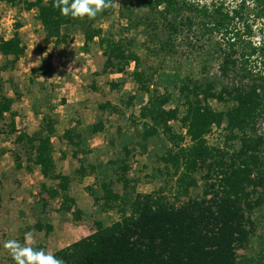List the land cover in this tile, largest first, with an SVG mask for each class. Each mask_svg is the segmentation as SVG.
Segmentation results:
<instances>
[{
	"label": "trees",
	"instance_id": "1",
	"mask_svg": "<svg viewBox=\"0 0 264 264\" xmlns=\"http://www.w3.org/2000/svg\"><path fill=\"white\" fill-rule=\"evenodd\" d=\"M54 2L35 0L31 5L37 6L38 20L47 36L58 41L62 25L88 16L62 15ZM73 2L68 0L69 8ZM144 6L145 14L135 24L130 19L129 24H144L147 41L136 44L131 37H101L103 71L112 68L123 73L134 62L136 69L131 74L134 82L140 83L144 70L138 49L149 57L183 54L198 60V75L187 73L175 86L178 100L173 107H166L169 92L149 94L139 110V116L147 121L139 125V135L146 142L162 133L177 145L173 160L183 159L190 172L201 171L203 191L200 196L188 194L178 201L152 192L132 194L127 191L129 180L124 174L128 167L122 164L118 178L124 189L121 196L106 180L101 183L106 202L120 199L121 218L105 226L97 222L94 231L53 254L64 264H242L237 251L249 239V213L264 205V132L258 133V126L264 124V38L253 39V22L264 21V0H145ZM84 36L87 43L100 33L89 26ZM23 51L16 34L0 38V52L12 56L11 61ZM214 64L217 74L212 72ZM156 71L154 68L152 75ZM139 89L148 91L143 82ZM213 100L224 102L226 107L214 108ZM11 105L12 98L0 97V118ZM171 121H178L184 133L176 132ZM223 122L228 131L224 145L210 144L208 134ZM102 128L98 122L91 131ZM41 129L17 138L32 148V162L42 176L59 181L57 187L66 190L69 177L55 172L53 122ZM44 129L46 135L42 134ZM185 137L188 143L182 146ZM62 138L74 147V155L82 151L84 138L75 127L67 128ZM234 140L239 142L237 147ZM5 151L0 150V154ZM84 168L81 163L77 172L82 175ZM188 178L186 195L196 183L194 176ZM42 226L36 225L39 230ZM51 228L46 225V232ZM31 247L37 251L42 248Z\"/></svg>",
	"mask_w": 264,
	"mask_h": 264
},
{
	"label": "rangeland",
	"instance_id": "2",
	"mask_svg": "<svg viewBox=\"0 0 264 264\" xmlns=\"http://www.w3.org/2000/svg\"><path fill=\"white\" fill-rule=\"evenodd\" d=\"M34 1L0 0V38L16 34L24 49L14 61L0 52V97L12 98L10 110L0 118V150H6L0 154V264H16L5 247L9 241L21 246L40 245V250L53 253L94 231L97 222L105 226L119 220L121 201L106 202L101 183L106 180L121 196L124 189L118 178L122 164L128 167L124 174L129 180L127 191L132 194L152 192L178 201L188 194L200 196L204 187L201 171L190 172L183 159L173 160L177 145L166 136L158 133L145 142L139 135V125L147 122L139 116V110L149 94L169 92L171 99L166 107H173L178 100L175 86L187 73L198 75V60L183 54L165 59L149 57L138 49L140 68L144 70L140 79L147 92L139 89L141 82H134V62L123 73L112 68L103 71L101 37L126 36L135 38L136 44L147 41L144 24L133 25L146 12L145 0H112L114 6L95 17L75 18L62 25L58 41L47 36L38 20L37 6L31 5ZM130 19L134 20L132 25ZM89 26L100 37L86 43L84 32ZM253 28L254 40L264 38L263 20L254 21ZM154 68L157 71L152 75ZM212 72L217 74L216 64ZM211 105L218 110L226 107L216 100ZM48 122H53L54 128L51 145L55 172L69 177L66 190L57 187L59 181L41 176L32 162V148L17 138L43 130ZM98 122H102V130L92 132ZM170 124L176 132L184 133L178 121ZM225 125L223 122L212 128L207 136L210 144L224 145L228 133ZM71 127L84 138L77 155L62 138ZM262 132L264 124L258 126V133ZM187 143L185 137L182 146ZM238 144V140L233 141L235 147ZM81 163L85 166L82 175L77 172ZM188 176H194L196 183L186 195ZM262 206L249 213V239L237 251L242 264H264ZM37 223L43 228L39 230ZM46 225L52 226L48 232Z\"/></svg>",
	"mask_w": 264,
	"mask_h": 264
},
{
	"label": "clouds",
	"instance_id": "3",
	"mask_svg": "<svg viewBox=\"0 0 264 264\" xmlns=\"http://www.w3.org/2000/svg\"><path fill=\"white\" fill-rule=\"evenodd\" d=\"M53 6L60 8L62 15H68L71 12L73 17L82 18L87 15L93 18L97 13L114 5L112 0H74L69 8L68 0H55ZM5 247L10 250L16 264H64V261L58 259L53 253H45L43 250L37 251L30 245L21 246L16 241H9Z\"/></svg>",
	"mask_w": 264,
	"mask_h": 264
},
{
	"label": "crops",
	"instance_id": "4",
	"mask_svg": "<svg viewBox=\"0 0 264 264\" xmlns=\"http://www.w3.org/2000/svg\"><path fill=\"white\" fill-rule=\"evenodd\" d=\"M38 167V166H37ZM38 169H39V167H38ZM39 172H40V169H39ZM40 174H41V172H40ZM41 176H42V174H41ZM43 177V176H42Z\"/></svg>",
	"mask_w": 264,
	"mask_h": 264
}]
</instances>
